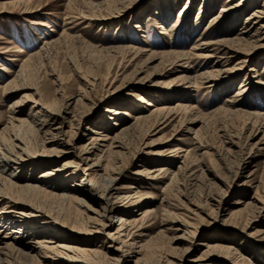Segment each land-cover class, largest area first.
<instances>
[{"label": "rangeland", "instance_id": "374dc122", "mask_svg": "<svg viewBox=\"0 0 264 264\" xmlns=\"http://www.w3.org/2000/svg\"><path fill=\"white\" fill-rule=\"evenodd\" d=\"M10 1L0 0V85L16 76L22 60L30 53L45 51L44 38H58L64 29L71 35L59 47L49 48L42 58L35 60L32 74L19 80L30 87L12 88L0 94V130L6 123L11 103L22 96L34 99L40 95L52 108L60 111L59 116L65 115L60 135L62 142L37 140L40 153L44 148L55 153H50L49 159L44 158L47 159L45 162L36 160L37 167L32 162L16 167V173H32L39 177L47 167H55L59 169L56 176L35 181L45 183L57 193L68 190L71 184L87 177V173L104 175L98 185L81 182L78 187L86 189V194L77 192L79 196H75L82 202L55 196L41 201L65 226L78 224L87 229H99L88 235L75 230L68 234L85 239L89 247L106 252L109 257L119 258V264H264V117L261 114L264 113V46L256 49L258 46L255 45L261 43H243L244 51L221 67L231 68L241 59L243 66L219 76L214 85L208 86L213 84L210 82L193 85L180 78L186 74L188 64L200 67L201 71L210 70L215 62L200 56L208 53L210 47L192 48L200 34H206L205 41L226 34L241 36L238 32L246 16L264 0L255 3L243 0L244 4L240 0L241 9L234 11L222 9L227 0H208L203 8V0H193L184 12L182 8L187 0H109L100 6L101 12L91 9L97 15L111 13L105 19L100 16L98 19L80 18V14H88L90 10L81 0H29L14 4ZM179 13L183 18L177 21ZM233 13L238 15L235 21ZM69 14L73 17L68 18ZM213 14H217L216 19L210 21ZM196 18L199 23L195 29ZM50 28L54 30L51 32ZM177 36L180 41L175 42ZM131 43L142 51L135 52L133 47L128 55L125 52L122 63L127 65L122 67L118 60L123 52L118 51L119 56H113L107 50L111 46ZM174 43L177 44L173 48L190 49L198 56L194 54L190 62L183 60L184 65H181L179 61L182 60H179L170 67L164 65L167 59L159 57L145 61L152 50H167ZM219 65L214 64V67L219 68ZM193 67L189 72L194 73ZM108 68L110 73L104 79ZM243 78L247 83L246 91L236 95L233 106L238 110L212 114L211 111L222 105L227 97L235 94ZM172 88L174 90L166 94V89ZM142 90L148 93L145 97L157 104L164 102V95H168L172 106L177 100L189 102L195 106L188 114L191 120L188 116L179 119L177 116L163 129L145 130L144 127L139 133L124 136L123 146L116 147L115 152L107 155L102 151L109 159L105 170V159L102 162L100 159V166L92 165L100 152L91 145L92 137L109 135L110 139L123 124H132L134 117L128 112L149 113L152 105L138 95ZM136 102L145 107H138ZM26 103L25 112L20 116L26 117L29 105L34 102L26 100ZM108 108H118L120 112L117 114ZM94 129L104 132L98 133ZM228 138L234 142L229 143ZM109 139H98V142L105 144ZM177 146L192 148L199 159L193 161L187 171L188 177L183 180L177 172L180 180L167 188L170 177L189 150H179V147L175 148ZM16 150L21 151L19 147ZM165 163L169 168L160 178H149L137 172L144 166ZM12 168L4 173L9 174ZM69 172L72 173L68 175ZM108 176L113 177L110 191L106 188L105 177ZM57 182L62 186L55 187ZM129 198L137 199L140 204L128 206L126 200ZM108 203L134 210V213L147 205L153 207L155 222L141 232L133 233L134 229L128 227L120 232L119 238L115 233V239H111L110 233L117 228L120 212L108 211ZM234 208L243 210L237 215L231 213ZM4 226H1L0 234L4 233ZM55 228L66 234L67 229ZM29 235L24 233L17 240L27 242L33 238ZM206 242L231 244L238 258H223L217 252L203 255ZM141 244L145 247L141 248ZM149 245L156 247L151 254L148 253L152 248H147ZM56 258L60 264L68 263L64 258ZM20 260L21 264H40L30 258Z\"/></svg>", "mask_w": 264, "mask_h": 264}, {"label": "bare ground", "instance_id": "6f19581e", "mask_svg": "<svg viewBox=\"0 0 264 264\" xmlns=\"http://www.w3.org/2000/svg\"><path fill=\"white\" fill-rule=\"evenodd\" d=\"M81 1L85 4V7L89 8L90 10L88 14L86 13L87 15L85 13L80 14L79 12V14L81 15V17L79 16L80 18L84 17V18H97L98 19V16H100L101 19H105V17L111 16V13L109 14L100 13L97 15L94 12L96 10L101 12L102 7L100 6L104 2L106 1L108 2L109 0H81ZM126 1L127 0H122V2H126ZM192 1L193 0H187V3L183 5V8H182L183 12L185 10H188L189 5L192 4ZM203 1L204 3L202 5V8L204 7L205 3H207L208 0H203ZM242 1L243 0H241V3L244 4ZM249 1H252L255 3L256 0H249ZM13 2L28 3L29 0H11L10 1V3H13ZM241 3H240V0L236 3H232L231 0H227V3L222 7V9L227 10V11L229 10L234 11V9L238 10V9H241V5H240ZM91 9H94V11L93 10L91 11ZM251 11L252 12L246 16V19L243 22L242 28L238 32L239 34H242L241 36L236 34L234 36L232 35L233 36L232 37L231 35L226 34L225 36L223 35L220 38H216L213 41L211 40L205 41L204 37L206 36V34H200V36H198L196 40L194 41L192 48L198 49V48L210 47V51L208 53H206L205 55L200 54V56H204V57L206 56V58H210L209 59L210 61H215L214 64H217V65L220 64L219 68H217L216 66L214 67V64H213L211 65L210 70L201 69L200 71L199 69L200 67L197 68L196 66L193 67V66H190L189 64L188 65L186 64L187 65V70L185 72L186 74H182L180 78H183L186 81H189V83H194L193 85H201L203 83L210 82L213 84H209L208 86H211V85L216 84L215 79H217L219 76H222L225 73H230L232 69H236L235 67H238L237 69L242 67L244 64L243 59L238 60L241 62L237 61L238 65L234 64L235 66H232L231 68H222L221 66L222 64H224V62L229 61L230 58L234 57L235 55L237 56L238 52L244 51L241 47L243 43H248L250 45L254 43L255 44L261 43L259 45L257 44L255 45V46H258L256 49H259L262 46H264V43L262 42V40H264V22H263L264 21V3L253 7ZM216 16L217 14H213L210 17L211 18L210 21L216 19ZM233 16H235L233 20L238 18V15L235 13H233ZM71 17L73 16L69 14L68 18H71ZM182 18H183L182 14L179 13L177 21H179ZM162 20L166 21V19H162ZM198 20L199 18H196L194 22L193 27L195 29L199 23ZM176 22H174L173 25H176ZM49 30L52 32L54 28H50ZM165 32L167 31L165 30ZM59 36L60 37L58 38L51 37V40H47L44 38L43 47H45V51H42V50L35 51L34 53H30L27 58H24L21 62V67L18 70L16 76L8 80V82L5 85H0V94H3L4 92L12 88L30 87V85L21 84L19 80L25 79L32 74V69H33L32 66L35 60L42 58L43 54L49 48L51 49L53 47H59L61 44H63L66 41V39H68L69 37L71 38V35L67 34L65 29L63 31V34ZM176 39L174 40L175 42L179 40L178 36L176 37ZM176 44L177 43H174L172 46H169V49L167 50H163V51L152 50L151 53L148 54L147 58H145V61L150 62L154 60L156 57H159V59L161 60L167 59L164 65H168L170 67L171 65H175L176 62H178L179 60H182V61H179V64L181 63V65L184 63L183 60L187 63L190 62L189 59L194 58V54L195 56L196 55L198 56V54H196L195 51L190 50V49L184 50V49L173 48L176 46ZM133 47H135L133 43L127 44V45H121V46L116 45V46H111L107 51L112 53L113 56L118 55L116 52L122 51L123 53L121 52L122 56L118 60V65L120 64V66L122 65L123 67L127 65L126 63H122V60L125 59V52L126 53L129 52ZM145 49H148V48H145ZM138 51L141 52L142 49L135 47V52H138ZM44 59L45 58H43V60ZM192 67L195 70L194 73L189 72L190 69H192ZM108 73H110L109 68L107 69L104 79L107 78V76L109 75ZM57 78L60 79L59 76ZM243 80L244 78L240 81L239 88L237 89L235 94L233 96L227 97L222 105L218 106L213 111H211L212 114H217L223 111H230V109H235L234 111L238 110L236 107H233V106L235 105V102L237 100L236 95L241 94V92L246 91L245 86L247 85V83L246 82L244 83ZM226 85L228 86V84ZM173 90H174L173 88L166 89L165 92L166 94H170L171 91ZM138 95L143 100L147 99L146 103L147 104L149 103L152 105L151 110L149 111L148 114L147 113L145 114L144 111L143 112L140 111L136 113L128 112L129 115L134 117V121L132 122V124H129V125L123 124L121 129L119 131H116L115 135L110 136L111 137L110 139L108 138L109 135H104V136L98 135L97 137H92L90 140L91 145L97 149H100V152L97 154V158L92 162V165L97 164L100 166V164H102L101 162L103 161V159H105L103 163V169L105 170L109 166V159L106 158V156H104L105 153L109 155L117 150L115 149L116 147L118 148V147L123 146L122 138L124 136L134 135L135 133H137V131L139 133L140 131H142L144 127H145V130H152L153 128L160 129L164 127L165 125L169 124L177 116H178V119L181 118L182 116H188L189 121L191 120L188 114L192 113V110L195 106H192L189 102H182L180 100H177L176 104L172 106V104H170L169 102L170 98L167 97L168 95H164L165 97H167L165 98L164 96H162L163 97L162 99L164 100V102L157 104V103H154L153 99L145 97L146 95H148V93H146L144 90L138 92ZM26 100H29L34 103L29 105V111L28 113H25V115L27 116L24 117L20 115L25 112L24 106L27 105ZM143 100H141L142 103H143ZM67 104L68 103H66L65 105ZM135 105H137L140 108L145 107L141 103H138V102H136ZM108 110L110 111L113 110L114 113H117V114L120 112L118 108H108ZM261 114L264 117V113H261ZM59 115H60V111L56 110L55 108H52L50 104L44 101L40 95L34 99H29L26 96H22L21 98H18L11 103V107H10V111H9L6 123L4 127H2L0 130L1 131V135H0V203H1L0 205V228L1 226L3 227V225H5L3 228V230L5 229L3 231L4 233L0 234V264H21L20 258H23V260L24 259L26 260V258H30V259L38 261V263L40 261V264H42L44 261H47V263L50 262L51 264H60L59 263L60 261H58L56 257L66 259L68 262L67 264H104L105 262L110 264L111 262L118 263L120 260L119 258L109 257L106 252H102L97 248L89 247L85 239L78 238V237L68 234V232L75 230L81 234L88 235V234L94 233L97 230H99L98 228L96 229L95 227L93 229L92 228L87 229V227L84 228L78 224H74L71 226H68V225L65 226L62 224V221L60 223L56 219V217H54L51 214L49 209L45 208L44 205L42 204V202L45 201L43 199H46L47 197L50 198V196H55L58 198L60 197L62 199H64L65 197H69V198L77 199L78 201L82 202L83 200L75 195H78L80 193L86 194V189L80 188L78 186L81 184V182L85 183L86 185H90V184L98 185L102 183V182H99V180L104 178L103 173L102 175L101 174L98 175V173H95L94 175H89L90 173H87L88 176L83 177L82 178L83 180H80V182L78 181V183L75 182L74 185L71 184L68 190L63 189L60 193L59 192L57 193L54 191V189L52 190L51 188H47L48 186H46L45 183L44 184L36 183L35 180L46 179L47 178L46 176L49 177L50 175L56 176V174L58 173L57 171L59 169L55 167H47L46 170H43L39 174V177L32 173H29L27 175H22L14 171V169L16 170V167L24 166L25 163L32 162L33 163L32 165L36 166L35 164L36 160H39V161L42 160L43 162H45V160L47 161V159H44V158L48 157L49 159V156L52 153H55L52 151V149H48V148H44L43 149L44 152L40 153V143H38L37 140L39 139L40 141L42 139L41 141H44V142L48 141L52 143L60 142V141L62 142L63 138H61L62 136L60 135L62 134L61 132H62V126L64 123L65 115L63 116L62 114L61 116ZM96 130L94 129V131L98 133L104 132L100 129H96ZM40 133L42 134L41 138H40ZM98 139H102V140L109 139V141L103 144V143H99ZM226 141H228L229 143L234 142L230 138H228V140ZM18 143H22V145H19ZM99 146H101V148H99ZM16 147H19L21 151H17ZM178 147H179V150L186 151L187 148L189 150H187V153H185V156H184L185 158L183 162H181V164L178 165L177 167L178 169L176 170V172L172 174V177H170L169 182L166 184L167 188H170V186H172L171 184L179 181L180 178L184 180L186 176L188 177L187 171L192 167L193 161L196 159L197 160L199 159L198 155L195 153L194 150H192V148L182 147V146H177L175 148H178ZM175 148L173 149L171 148V150H174ZM102 151H105V153L102 154ZM44 153H47V154L45 155ZM100 159H102L101 162H100ZM14 164H17L18 166H14ZM10 167H13V168L12 170H10L9 174L4 173V170L6 169L8 170ZM168 168L169 166L167 165V163H165L160 166H153V167L144 166V168L139 169L137 172L149 178H160L164 175V173L168 170ZM177 172H179L180 178H179V175H177L178 174ZM71 173L72 172H69L68 175H70ZM86 178L88 180H86ZM105 178H107V182H106L107 184L106 188H108L107 191H110V189H112V185H110L111 184L110 182L111 180H113V177L108 176ZM20 179H25V181H22V182L17 181ZM31 180H34V181H31ZM54 185L55 187L62 186L58 182ZM126 201H127L128 206L140 204V202L137 199L129 198ZM117 205L110 203L107 208L108 211L116 210L120 212V214L118 215L119 222H118L117 228L114 231V233H110L112 235V237H110L111 239H115L114 237L115 233H117L116 237L119 238L118 235L120 234V232L122 230H125L128 227H131L132 229H134L133 233L137 230L141 232L142 230L149 228L155 222L156 212H154L153 207H150L147 205V206L141 207L138 212L134 213L132 212L134 210L127 209L125 207H118ZM128 210H131L130 213H127ZM242 210L243 208H234V210H232L231 213L238 215L239 213L242 212ZM126 214H127L126 217L122 216ZM184 224L185 223H183V225ZM57 226L58 227L61 226L63 229L65 226V229H67V230L64 229L66 231V234H64L63 232L61 233L60 230L55 228ZM184 229L187 230L186 227ZM24 233H29L30 234L29 236L33 238L24 243H22L21 240H17L18 237H22ZM38 233H40V235H36ZM55 238L57 239L59 238L60 240L55 241L54 240ZM176 238L178 239L180 237H176ZM124 241H125V238L121 242L124 243ZM204 244H206V246L203 251L204 252L203 255H208L209 253L217 252L223 258L224 257L234 258V260L238 258V256L235 254L236 250L233 249L234 247L231 244H225L221 242H216V243L206 242ZM140 246L141 248L145 247V244L144 245L141 244ZM149 247L150 248L152 247L148 251V253L151 254L152 252L150 251L155 250L156 247L154 245H149L147 248ZM118 248L119 247H117V249ZM138 261H139V258L136 259V263ZM249 264H252V263L249 262Z\"/></svg>", "mask_w": 264, "mask_h": 264}]
</instances>
